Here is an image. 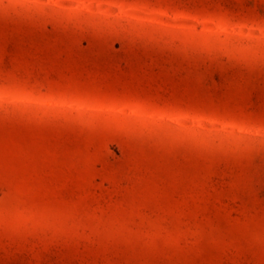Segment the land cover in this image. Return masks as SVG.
Here are the masks:
<instances>
[{
	"label": "rangeland",
	"instance_id": "1",
	"mask_svg": "<svg viewBox=\"0 0 264 264\" xmlns=\"http://www.w3.org/2000/svg\"><path fill=\"white\" fill-rule=\"evenodd\" d=\"M0 264H264V0H0Z\"/></svg>",
	"mask_w": 264,
	"mask_h": 264
}]
</instances>
